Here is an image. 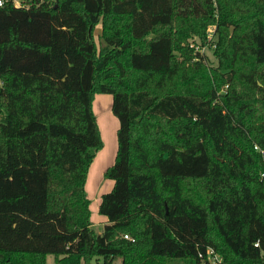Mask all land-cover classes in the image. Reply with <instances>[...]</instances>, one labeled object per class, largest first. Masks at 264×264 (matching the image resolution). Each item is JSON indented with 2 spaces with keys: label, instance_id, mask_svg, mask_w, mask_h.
Listing matches in <instances>:
<instances>
[{
  "label": "trees",
  "instance_id": "16d2710c",
  "mask_svg": "<svg viewBox=\"0 0 264 264\" xmlns=\"http://www.w3.org/2000/svg\"><path fill=\"white\" fill-rule=\"evenodd\" d=\"M210 24L217 66L183 45ZM98 93L113 96L120 122L102 232L86 191L104 147ZM256 144L264 0L0 5V264H46L49 253L62 264H214L210 248L221 264H264Z\"/></svg>",
  "mask_w": 264,
  "mask_h": 264
},
{
  "label": "rangeland",
  "instance_id": "374dc122",
  "mask_svg": "<svg viewBox=\"0 0 264 264\" xmlns=\"http://www.w3.org/2000/svg\"><path fill=\"white\" fill-rule=\"evenodd\" d=\"M22 4H30L31 0H19ZM231 30L234 31V27H231ZM100 33H101V25L97 27L96 30V39L98 43H102L100 40ZM218 40V31L216 30V24H210L206 29V35L205 38H202L200 35L192 34L190 37H188L184 42L183 45L188 48V50L196 57H193L195 60L196 58H199L198 54H201L202 60L208 65V66H217L218 65V59L215 55V48L217 46L216 41ZM193 61V60H192ZM97 96H106L108 98H111L109 101H103L101 106H103V113L99 114V121L100 125H102V121L105 120V126L102 128L104 132L105 137V147L102 156H105L107 158L104 159V157H101L98 159V162L96 164L95 169L99 173V167H103L106 163L109 164V161L113 158L112 156L114 153H116V150L118 149V137H117V130H116V122L110 120L112 112V95L109 93H98ZM111 101V103H110ZM97 104L95 105L96 108ZM118 119V117H116ZM102 119V120H101ZM107 119V120H106ZM100 160V161H99ZM102 160L104 162H102ZM109 160V161H108ZM108 164L105 166L106 169L108 167ZM110 167V166H109ZM96 171V172H97ZM100 177L99 176H93L90 177V181L92 184H89V194L92 198V222L94 223V229L97 232H102L103 230V224H102V214L98 209H95V204L97 201V198L95 197L94 193H98L100 189H107L104 188L106 185L105 183L102 184V181H106V177L103 176V179L101 182H99ZM105 179V180H104ZM95 264H103V260L97 261L96 259L93 261ZM46 264H62L57 259V256L55 254L49 253L46 257ZM80 264H85L84 260H81ZM115 264H122L121 259H118ZM171 264H184L183 260H177L172 262Z\"/></svg>",
  "mask_w": 264,
  "mask_h": 264
},
{
  "label": "crops",
  "instance_id": "0c3cea01",
  "mask_svg": "<svg viewBox=\"0 0 264 264\" xmlns=\"http://www.w3.org/2000/svg\"><path fill=\"white\" fill-rule=\"evenodd\" d=\"M98 27V26H97ZM109 101V100H111V98H108V97H106V96H104V97H102V96H97V97H95V100H94V103H93V108H94V112H95V114H96V116H97V121H98V125H99V127H100V130H101V135H102V138H103V141H104V147H105V135H104V132H103V127L105 126V120H103L102 121V125H100V121H99V114L100 113H98V112H101V113H103V106H101V104L103 103V101ZM112 101H113V97H112ZM110 103H111V101H110ZM97 104V106H96V108H95V105ZM113 112V111H112ZM117 116L113 113V114H111V116H110V120L111 121H113L114 123L116 122V130L118 131V128H119V126H120V122H119V119H117L116 118ZM102 120V119H101ZM107 120V119H106ZM104 125V126H103ZM118 145V144H117ZM104 147L101 149V150H99L97 153H96V155H95V158H94V160H93V162H92V164H91V166H90V168H89V172H88V178H87V182H86V191H87V193H88V196H89V198L91 199V205H90V207H91V211H92V198H91V195L89 194V184H92V182L90 181V177L92 178L93 176H99L100 177V179H99V182H101L102 181V179H103V176L104 177H106L105 176V172H106V170L108 169V167L109 166H111L113 163H114V161H115V158H116V154H117V150H116V153H114V155L112 156L113 158L111 159V161H109V164L108 163H106L103 167L101 166V167H99V173H98V171L95 169V167H96V164H97V162H98V159H100L101 157H104V159H106L107 160V158L105 157V156H102V154H103V151H104ZM102 159V158H101ZM109 159V158H108ZM100 161V160H99ZM102 162H104L103 160H102ZM108 164V167H107V169H106V165ZM97 171V172H96ZM107 178V177H106ZM105 180V179H104ZM103 183H105V187L104 188H107V189H100L99 191H98V193H94V195H95V197L97 198V201H96V204H95V209L97 210L98 209V211H99V205H100V202H101V198H102V195L105 193V192H107V191H110L111 189H112V187H113V185H114V180H112V179H109V178H107L106 179V181H102V184ZM92 218V217H91ZM108 221V217L106 216V215H103L102 214V224H103V227H104V224L106 223ZM93 227H94V223H93Z\"/></svg>",
  "mask_w": 264,
  "mask_h": 264
},
{
  "label": "built area",
  "instance_id": "2783aa9c",
  "mask_svg": "<svg viewBox=\"0 0 264 264\" xmlns=\"http://www.w3.org/2000/svg\"><path fill=\"white\" fill-rule=\"evenodd\" d=\"M7 1L9 0H0V5L5 4ZM12 1H14L15 5L17 6L22 5V3L19 0H12ZM255 149L261 151L262 154L264 155V149L261 148L258 144L255 145ZM125 237L128 238L129 235H125ZM256 245H258V243H256ZM208 257L214 264H221L222 257L213 248H210L208 250Z\"/></svg>",
  "mask_w": 264,
  "mask_h": 264
}]
</instances>
